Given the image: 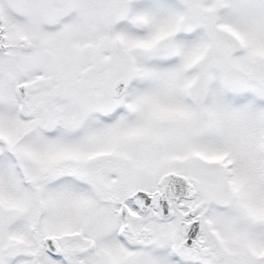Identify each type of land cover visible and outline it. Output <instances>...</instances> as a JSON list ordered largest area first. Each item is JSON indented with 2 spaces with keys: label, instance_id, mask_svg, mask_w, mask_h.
I'll return each instance as SVG.
<instances>
[{
  "label": "snow or ice",
  "instance_id": "6c2138e0",
  "mask_svg": "<svg viewBox=\"0 0 264 264\" xmlns=\"http://www.w3.org/2000/svg\"><path fill=\"white\" fill-rule=\"evenodd\" d=\"M0 264H264V0H0Z\"/></svg>",
  "mask_w": 264,
  "mask_h": 264
}]
</instances>
